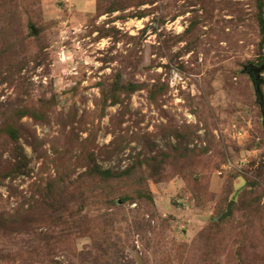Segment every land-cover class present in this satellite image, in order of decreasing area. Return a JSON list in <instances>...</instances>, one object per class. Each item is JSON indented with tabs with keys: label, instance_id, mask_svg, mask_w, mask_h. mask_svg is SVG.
<instances>
[{
	"label": "rangeland",
	"instance_id": "obj_1",
	"mask_svg": "<svg viewBox=\"0 0 264 264\" xmlns=\"http://www.w3.org/2000/svg\"><path fill=\"white\" fill-rule=\"evenodd\" d=\"M261 21L264 0H0V264H264Z\"/></svg>",
	"mask_w": 264,
	"mask_h": 264
},
{
	"label": "trees",
	"instance_id": "obj_2",
	"mask_svg": "<svg viewBox=\"0 0 264 264\" xmlns=\"http://www.w3.org/2000/svg\"><path fill=\"white\" fill-rule=\"evenodd\" d=\"M13 11H16V6H14L13 8H11ZM261 27H262V33L264 35V22L261 21ZM12 28H10L9 30H5L4 33L5 35L7 36V38L9 39V43L11 44L9 46L10 50L11 51H16L15 48H18L20 50V52H17V53H13L12 57L14 58V61L16 62L17 67H22L24 65V60L20 57L21 56V53L22 54H25L24 53V50L27 48L28 46V42L27 40L24 39V34H23V31L19 30L17 31L16 33H14V35H11L12 34ZM31 30H32V34L33 35H36L37 34V30L35 29L34 25H31ZM32 35V37H34ZM264 41V39H263ZM3 73L0 72V84L2 83V77H3ZM252 78L255 82V85H256V89H257V94H258V98L260 100V102L262 103L263 102V96H262V92H261V87H260V82L257 80L256 76L255 75H252ZM6 79V78H5ZM10 135L12 137L13 140H18V135H17V131L16 130H10ZM148 165V167L150 168L152 163L151 162H147L146 163ZM94 174V178L98 179L100 183L104 184V185H111L112 183H117L119 182V179L122 178L124 175L123 174H115L113 173L112 171H102L100 169H96L95 172L93 173ZM142 182L141 181H134L133 182V185H136V186H141ZM138 198L139 199H142V200H147L149 204L153 205L154 204V200H153V197L151 195V192L150 191H144L143 193L142 192H138ZM111 205H113V203H115V200H111V197L107 199ZM123 203H127L131 200V196H123L121 199H120ZM67 212L64 213V215H66ZM60 220H64L63 217H59ZM64 224H66L64 222ZM63 224V226H65ZM62 226V225H60ZM54 248V247H53ZM48 256H51L53 255L52 252H50V250H53L51 248V246L48 247Z\"/></svg>",
	"mask_w": 264,
	"mask_h": 264
},
{
	"label": "water",
	"instance_id": "obj_3",
	"mask_svg": "<svg viewBox=\"0 0 264 264\" xmlns=\"http://www.w3.org/2000/svg\"><path fill=\"white\" fill-rule=\"evenodd\" d=\"M263 71H264V66H262V68H260V69H253V70H251L250 73L252 75H255L257 80H258V75L261 74Z\"/></svg>",
	"mask_w": 264,
	"mask_h": 264
},
{
	"label": "built area",
	"instance_id": "obj_4",
	"mask_svg": "<svg viewBox=\"0 0 264 264\" xmlns=\"http://www.w3.org/2000/svg\"><path fill=\"white\" fill-rule=\"evenodd\" d=\"M171 81L174 83H178V81H179V75L177 74V73H174L173 74V77H172V79H171Z\"/></svg>",
	"mask_w": 264,
	"mask_h": 264
}]
</instances>
